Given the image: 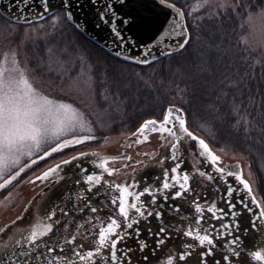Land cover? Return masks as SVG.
<instances>
[{
	"label": "snow or ice",
	"instance_id": "6c2138e0",
	"mask_svg": "<svg viewBox=\"0 0 264 264\" xmlns=\"http://www.w3.org/2000/svg\"><path fill=\"white\" fill-rule=\"evenodd\" d=\"M24 2L27 4L28 0ZM31 2L35 4L37 0ZM38 3V9L29 8L27 12L17 3L15 14L13 0L0 7V34L11 35L20 25L27 29L42 27V22L49 20L54 27L73 28L77 35L87 33V24L82 25L73 11V8L81 9L82 0H58L56 4L52 0H38ZM88 4L93 8L94 26H108L114 37L113 46L105 41L103 50L118 62H128L129 66L152 65L161 58H172L174 54L190 50L200 42L197 29L208 19L245 17L249 33L240 39L249 55L242 58L240 66L226 67L221 82L222 98L238 135L247 137L257 127L264 134V126L254 116L259 102V117L264 119V0H257L256 4L251 0L247 3L245 0H198L195 6L187 7L185 0H88ZM141 9L155 16L150 33L146 38L126 37L125 29L132 31ZM133 49H139L137 55L130 54ZM257 49L261 54L254 58L251 53ZM201 51H205L209 61L215 54L211 50ZM38 67H47L49 72L57 74L68 73L70 88L75 92L90 93L94 88L95 77L79 69L73 73L70 62L55 48L47 50L46 64L38 62ZM34 71L26 58L21 60L17 50L9 48L0 54V193L8 190L4 197L8 201L22 175L29 170L35 172L34 166L41 167L42 161L47 163L54 155L62 157L59 162L23 182L36 184L53 178L54 182L64 181L65 167L69 165L76 170L78 179L76 187L60 203L38 216L8 251L0 253V264H133L136 252L142 254L143 261H149V256L165 246L174 234L187 238L181 244L184 250L178 253L180 264H247V257L264 264V249L247 251L244 237L248 228L243 226L245 216L253 229L264 224V187L258 198L243 168L238 165V172H225L219 166L221 156L208 140L190 129L182 107H168L161 120L145 119L132 134L136 137L135 143L147 141L149 132L167 133L172 138L170 159L175 166L164 170L159 184L145 183L140 188L135 180L131 184L104 181L101 187L102 174L82 164L73 165L74 161L89 155L78 151L77 146L97 138L89 114L73 102L45 93L36 85ZM134 75L140 78V73ZM186 139L195 142L193 148L198 147L199 156L206 158L215 173L220 174L217 178L198 170L208 181L223 183V192L219 188L217 192L225 206H218L216 200L201 203L199 198L188 196L193 192L191 177L187 171H181L182 160L178 156L181 141ZM68 150H73L72 154ZM115 159L105 157L93 163L112 176L117 170L108 165ZM248 168L251 176L252 165ZM226 177L234 178L239 186ZM173 188L176 190L167 195ZM145 196L149 199H142ZM160 199L163 203H158ZM169 199H183L187 204V208L176 203L169 206L167 216L175 214V222L165 219L164 204ZM152 219L157 224L155 229L150 226ZM142 223L148 225L146 236H142L145 231ZM148 237L155 239L149 241ZM150 242L154 245L152 248H149ZM176 259L170 256L166 264H174Z\"/></svg>",
	"mask_w": 264,
	"mask_h": 264
},
{
	"label": "trees",
	"instance_id": "16d2710c",
	"mask_svg": "<svg viewBox=\"0 0 264 264\" xmlns=\"http://www.w3.org/2000/svg\"><path fill=\"white\" fill-rule=\"evenodd\" d=\"M251 2L256 4L257 0ZM185 4L187 7L188 3ZM245 21V17L231 15L220 20L208 19L197 29L200 42L190 50L147 66L118 62L102 46L85 34L77 35L67 25L55 27L25 50L29 67L35 69L37 78L54 86L69 84V74L63 77L49 72L47 67H38V62L46 64L49 48H55L70 62L73 73L79 69L95 77L94 101L100 110L112 113L115 121L104 136L131 135L145 119L161 120L168 107H182L190 129H195L213 148L248 160L260 196V189L264 187V160H261L264 134L257 127L247 137L238 135L222 98L221 82L226 67L240 66L242 58L249 55L240 39L248 33ZM201 49L215 53L210 61ZM251 55L259 58L260 54ZM134 73H140V78ZM254 116L264 126V119L259 117V102Z\"/></svg>",
	"mask_w": 264,
	"mask_h": 264
},
{
	"label": "rangeland",
	"instance_id": "374dc122",
	"mask_svg": "<svg viewBox=\"0 0 264 264\" xmlns=\"http://www.w3.org/2000/svg\"><path fill=\"white\" fill-rule=\"evenodd\" d=\"M197 2L198 0H185V3L192 6H195ZM246 26L248 27L247 24ZM55 27L49 20L42 22V27L27 29L25 25H20L11 35L0 34V54H3L9 48L15 49L19 52L21 60H25L26 58V63L29 66V56L26 53L25 47L27 45H34L38 40H42L45 36L51 33ZM248 33H246L245 36H247ZM256 52L261 54L260 49H257ZM32 75L36 85L45 93L52 97L64 98L69 102H73L76 106L89 114L90 120L96 127L95 135L97 138L93 141L77 146V150L89 153L99 152L103 158H116L114 161L110 160L108 166L109 168L116 169L117 171L112 176L107 174L105 176V181L120 184H131L137 175V168L142 167V165H150L153 159L158 160L153 165L159 167L162 165V144L157 137L159 132H156L152 136H148V140L143 143H135V140L132 141L130 136L125 135L104 136L109 132L110 127L114 124V116L109 111H103L97 107L93 97V90L90 93H78L73 91L69 84L62 85L60 87L54 86L51 83L37 78L34 72ZM59 75L66 77L68 76V73ZM213 149L221 156L220 167L231 169L236 168L239 171V168L237 167L239 165L240 168L244 169L245 178L249 179L259 198L256 190L254 175H249L248 160L242 156L219 151L215 148ZM68 151L70 154L73 152V150ZM129 156L131 157L130 160L126 158ZM60 158H62L60 155H54L53 158H49L47 163L42 161L41 167L34 166L36 169L35 172L29 170L26 174L22 175L21 182L14 189H12V196L8 201H4V197L7 195L8 190L0 193V245H3L2 243L6 241V234L9 231H25L30 229V227L37 221L38 214L35 210L36 201L38 197L44 193L46 189H48L47 187H50L53 183H55V178L47 182L38 181L36 184L24 183L23 181L39 174L41 170L50 164L59 162ZM127 164L128 167L124 168L123 166ZM129 175H131V178H127ZM199 176L195 175V178L198 180ZM220 193L216 192V195H213L218 204L223 203V201L219 199ZM26 208L27 211H25ZM18 216L23 217V219H17ZM13 221H16V223L13 224Z\"/></svg>",
	"mask_w": 264,
	"mask_h": 264
},
{
	"label": "flooded vegetation",
	"instance_id": "af4514ba",
	"mask_svg": "<svg viewBox=\"0 0 264 264\" xmlns=\"http://www.w3.org/2000/svg\"><path fill=\"white\" fill-rule=\"evenodd\" d=\"M152 135L153 134L149 136H152ZM157 137L162 144V149H161V158L163 159L162 165L160 167L153 165L158 161L157 159H153L150 165H144V166L142 165V167L137 168L138 169L137 184L139 185L140 188H143L145 183L159 184L161 180L163 179L164 170L175 166V162L170 159V156H171L170 149H171L172 138L168 136L167 133H163V134L158 133ZM181 142H183L185 145L188 146L187 154L182 153L181 149H180V153H178V156H180L182 160L181 171H187L191 177V186H192L193 192L189 193L188 196L199 198L201 203H203L205 200L209 202L215 200V197L213 195H216L217 188L220 189V192H223L224 190L223 183L217 184L216 181H208L206 176L201 178L199 176V171H205L206 173H210L217 178H219L220 174L215 173L213 166L210 165V162H208L206 158L199 156L198 147L193 148V145L195 144V142L188 141L187 139ZM228 171L236 172V168L235 169L225 168V172H228ZM169 175L171 176V173H169ZM195 175L199 176L198 180L195 178ZM226 179L229 182H234L236 186H239L238 182L234 181V178L226 177ZM175 190L176 189L173 188L166 194L170 196L171 192H174ZM142 199L147 200L149 198L145 196ZM158 203H163V200L162 199L158 200ZM173 203L183 204L185 208H187V204L185 203L183 199L176 200V201L169 199L167 203L164 204V210L166 212L165 219H172L173 222H175V214H173L172 217L167 216L168 208ZM218 206H225V205L224 203H222V204H218ZM207 215L208 214L206 213V216ZM147 226L148 225H145L143 223L141 224V228L145 229V231L142 232V236L147 235L146 233ZM150 226L153 227L154 229L157 227L156 221L154 219L151 220ZM243 226L248 228V232H247L248 235L246 234L248 238V236L253 233L254 229L251 228L247 216L244 217ZM23 232L25 231H9L6 234V240L10 239L9 244L12 245L15 240L20 238ZM154 239L155 237H148L149 241H152ZM184 239L186 238L183 236L174 234L169 239V241H167L165 246H161L159 249H157L153 254L149 256V261H143L140 258L142 254H140L139 252H136L135 258L133 260V264H166V261L168 257L170 256H176L177 259L176 261H174V264H180V262L178 261V253L184 250L181 247V244L182 242H184ZM129 243H132V241H129ZM10 246H8V248L0 246V253H4L8 251L10 249ZM153 246L154 245L150 242L149 248H152ZM133 249L135 251L134 244H133ZM262 249H264V246L262 247Z\"/></svg>",
	"mask_w": 264,
	"mask_h": 264
},
{
	"label": "water",
	"instance_id": "95a60500",
	"mask_svg": "<svg viewBox=\"0 0 264 264\" xmlns=\"http://www.w3.org/2000/svg\"><path fill=\"white\" fill-rule=\"evenodd\" d=\"M53 4L58 3V0H52ZM9 3V0H0V7H3ZM19 4L20 7L24 8L27 12L29 8H39L38 0L35 4L28 0V3L25 4L24 0H13V7L12 11L15 14L17 11L16 4ZM73 11L76 13L77 19L81 22V24H87V33L85 34L88 38L92 41L96 42L100 46L103 47L105 41H107L108 45L112 47V37L109 27L102 25L100 28H96L94 26L95 16L93 13V8L90 4H88V0H82V7L80 10L73 8ZM155 20V16L153 13L148 12L144 9L140 11V18L138 19L136 25L133 27L132 31H128L125 29L124 35L126 37H132L133 39H138L139 36H144L150 33L153 22ZM139 42V40H138ZM139 49H133L131 51V55H137ZM153 132H149L147 135ZM132 141L136 140V137L133 135L130 137ZM181 150L182 153H188V146L181 142ZM99 156L88 155L83 157L80 161H74L73 165L75 164H82L84 167H87L90 171H95L98 174L104 173L102 169L95 166L93 163L94 161H99ZM70 169H72L70 171ZM236 172L238 170L236 169ZM65 180L53 183L48 189L42 193L35 204V210L38 216L43 215V213L49 209L53 204L60 203L61 199L65 197V194L76 187L75 181L78 179V175L76 174V170L73 169L72 165L65 167ZM127 178H131L128 176ZM134 180L137 182V178L135 177ZM105 179H103L101 183V187L103 186ZM95 191V189H94ZM64 193V194H63ZM102 198V197H101ZM247 234V233H246ZM245 234V242L248 245L247 251H255L260 250L264 246V224H260L258 228H255L251 235L246 236ZM248 235V234H247ZM187 239V238H186ZM184 239V241L186 240ZM9 240L3 242L1 247L10 246ZM247 264H260V262L252 261L250 257H247Z\"/></svg>",
	"mask_w": 264,
	"mask_h": 264
}]
</instances>
